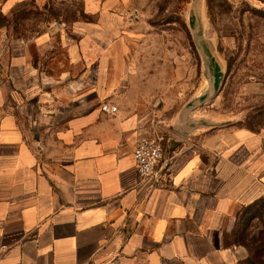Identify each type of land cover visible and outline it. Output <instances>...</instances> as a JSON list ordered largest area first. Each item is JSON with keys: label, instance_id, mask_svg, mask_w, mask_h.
Masks as SVG:
<instances>
[{"label": "crops", "instance_id": "crops-1", "mask_svg": "<svg viewBox=\"0 0 264 264\" xmlns=\"http://www.w3.org/2000/svg\"><path fill=\"white\" fill-rule=\"evenodd\" d=\"M21 1L0 0V264H243L225 235L264 196V129L183 124L162 183L140 180L147 119L112 71L130 0L27 38L1 24Z\"/></svg>", "mask_w": 264, "mask_h": 264}, {"label": "rangeland", "instance_id": "rangeland-1", "mask_svg": "<svg viewBox=\"0 0 264 264\" xmlns=\"http://www.w3.org/2000/svg\"><path fill=\"white\" fill-rule=\"evenodd\" d=\"M129 6L120 36L125 49L119 68H112L119 75L115 91H128L148 130L165 131V149L179 142V132L170 131L183 124L264 129V0H130ZM16 8L17 17L1 20L16 37L84 16L78 0H24ZM260 207L244 220L242 234L245 209L225 235V242L246 251L242 261L256 264H264V252L247 245L264 238Z\"/></svg>", "mask_w": 264, "mask_h": 264}, {"label": "built area", "instance_id": "built-area-1", "mask_svg": "<svg viewBox=\"0 0 264 264\" xmlns=\"http://www.w3.org/2000/svg\"><path fill=\"white\" fill-rule=\"evenodd\" d=\"M102 110L107 113H116L118 105L112 102H104ZM165 131L161 128H150L146 133L137 137L133 149L136 172L140 180L148 177H155L156 185L162 182L159 180V173L166 168L165 160Z\"/></svg>", "mask_w": 264, "mask_h": 264}, {"label": "trees", "instance_id": "trees-1", "mask_svg": "<svg viewBox=\"0 0 264 264\" xmlns=\"http://www.w3.org/2000/svg\"><path fill=\"white\" fill-rule=\"evenodd\" d=\"M260 206H264V196H261V197L257 198L252 203H250L249 205H247L244 208H242V210L240 211V213L245 209L244 212L245 213H248V215H244L241 218L242 219L241 222L238 224L239 225L238 228L242 227V230L240 232L241 234L245 230L246 224H247V221L244 223V220L245 219L248 220L250 217H253L255 215L254 212H255L256 208L259 209V208H261ZM225 243L226 244H229V245L231 244V243H228V242H225ZM235 244H236V242H235ZM244 245H247V244H245V242H244ZM247 246H248L249 249H251V251H254L255 254L262 253V252H264V238L263 239H260L259 242L255 243V244H252L251 246L250 245H247ZM242 263L243 264H256L255 261L248 260V259L245 260V261H242Z\"/></svg>", "mask_w": 264, "mask_h": 264}]
</instances>
